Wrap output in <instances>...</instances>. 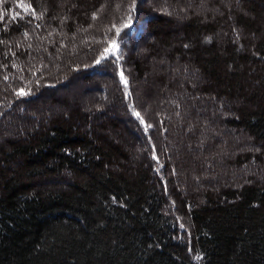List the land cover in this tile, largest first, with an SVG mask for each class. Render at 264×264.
<instances>
[{
	"label": "trees",
	"instance_id": "obj_1",
	"mask_svg": "<svg viewBox=\"0 0 264 264\" xmlns=\"http://www.w3.org/2000/svg\"><path fill=\"white\" fill-rule=\"evenodd\" d=\"M0 136V264H264V0H0Z\"/></svg>",
	"mask_w": 264,
	"mask_h": 264
},
{
	"label": "rangeland",
	"instance_id": "obj_2",
	"mask_svg": "<svg viewBox=\"0 0 264 264\" xmlns=\"http://www.w3.org/2000/svg\"><path fill=\"white\" fill-rule=\"evenodd\" d=\"M170 6H171L172 11L175 12L174 16H176L177 17L176 19L179 21H180L181 15L184 14L188 10L187 8H191V4L185 5L181 10L179 8L173 7L171 4H170ZM203 7L204 6L202 4L197 3L194 5L193 8L197 13H201ZM116 41L117 40H115V42L113 44H118ZM112 45L107 49L108 51H106L105 56L110 54V53L116 52L117 47L115 45L114 46H112ZM147 61L152 66L153 71H154V67L156 66L155 72L157 71V67H158L159 62H162L161 60H159V62H157V60H155V59H153L152 61H150L148 59ZM152 68L149 67L148 70H151ZM172 70H173V73L179 74V71L177 68L172 69ZM163 72H164V70L162 71V73ZM164 77H165V79H167V77L169 78L170 76L166 75ZM150 80H151V76L146 79V82L149 85H151ZM157 87H158V84L152 85L151 86L152 92L150 91L147 94V96L150 95L149 97L153 98L154 96H156L157 93L161 94L163 91L162 90L163 88H161L162 86H159L158 87L159 89L156 92L154 89H156ZM151 102H153V101H151ZM84 103H86V102H84ZM61 104L62 103L57 104V105L55 104L54 105L55 107L53 109H57ZM84 106H90V105H89V103H86ZM207 108H208L207 106H204L203 108H202V106H199L196 110V112L198 111L200 114L198 116H196L197 118L194 117V123H192V125L194 127H198V131H196L195 135L193 133H187V132L183 133L181 131V128H179L177 130V135H176L175 139H173V144L179 148L178 159H183V157L185 155V151L188 150L185 146H187V145L189 146L194 140H197L196 144L199 146V152L197 151L198 154H194V156L190 160L192 161V163H202L201 159H204V162L207 165L204 168V170H202L198 173L202 177H211L213 174L217 173L219 170V165L222 162L226 161L228 158H231V156L234 155V153L239 151V149H240L239 145L234 146V147H231V145H230L231 137L234 135V132L232 130L223 129V127H221V126L211 127V125L208 123V120L206 119V116L204 115V113H202V110H206ZM210 108H212L211 109L212 111L217 112V113L220 111L215 107L213 108L210 106ZM44 110L47 111L46 116H48V111L50 113L52 112V108L48 107V106L44 107ZM177 112L182 117L184 116V112L181 111V113H180L178 109H177ZM37 120H38V118H37ZM194 127H193V130H194ZM216 136L217 137L220 136L221 140H219V138L215 139V140L212 139ZM236 138H237V142H241V139L243 138V136L237 135ZM178 141L180 143H178ZM143 148H144V145L141 143L138 146V148L135 149V152L133 151L134 158H136L139 155V153L141 155V150ZM200 153L204 154L201 157V159L199 158ZM210 154L215 156V158L214 159L209 158ZM230 170H231V172H228L229 176L232 175V173L235 174L236 172H238V169H235L233 166L230 168ZM227 178H229V177H227ZM191 183L192 182L189 181V183H188L189 186H191ZM217 183H218V180H216L215 182H212V184H217ZM193 186H196V185H193Z\"/></svg>",
	"mask_w": 264,
	"mask_h": 264
},
{
	"label": "snow or ice",
	"instance_id": "obj_3",
	"mask_svg": "<svg viewBox=\"0 0 264 264\" xmlns=\"http://www.w3.org/2000/svg\"><path fill=\"white\" fill-rule=\"evenodd\" d=\"M105 51H108V50L106 49ZM20 94L23 95V94H26V93H24L23 91H21ZM137 116H139V113H137Z\"/></svg>",
	"mask_w": 264,
	"mask_h": 264
}]
</instances>
